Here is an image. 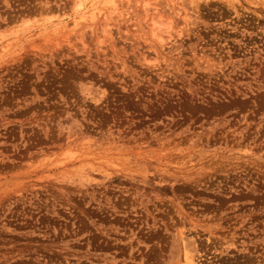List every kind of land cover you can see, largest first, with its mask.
I'll return each instance as SVG.
<instances>
[{
	"label": "rangeland",
	"instance_id": "1",
	"mask_svg": "<svg viewBox=\"0 0 264 264\" xmlns=\"http://www.w3.org/2000/svg\"><path fill=\"white\" fill-rule=\"evenodd\" d=\"M0 264H264V0H0Z\"/></svg>",
	"mask_w": 264,
	"mask_h": 264
},
{
	"label": "bare ground",
	"instance_id": "2",
	"mask_svg": "<svg viewBox=\"0 0 264 264\" xmlns=\"http://www.w3.org/2000/svg\"><path fill=\"white\" fill-rule=\"evenodd\" d=\"M92 1H95V3H97V2L101 3L103 0H92ZM105 2H108V1H105ZM82 5H83L82 2L79 1L76 4V9H78V10L81 9ZM103 5H105V3ZM91 7H94V8H92V9L90 8L88 10L90 11L91 15H93V11L96 8V6H95V4H94V6L92 4ZM83 10H84V8H83ZM88 10L80 11L79 13H77L78 17H76L74 19L73 23L77 24L79 22V20L84 19L86 17V14L89 13ZM152 23L154 25V28L156 29V31H154L153 34L158 36L159 40H162V37L157 35V31L162 30L160 23L158 21H156L154 18L152 19ZM68 26H69V23H67L66 21L64 22V20L57 22V23L55 22V23H52L50 25H47L44 28V30H42V34L49 35V36L50 35L58 36L61 33L65 32Z\"/></svg>",
	"mask_w": 264,
	"mask_h": 264
}]
</instances>
